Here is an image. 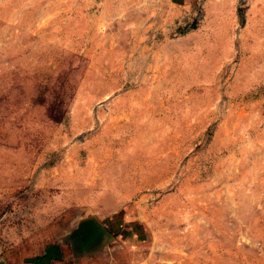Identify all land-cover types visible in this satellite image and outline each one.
Segmentation results:
<instances>
[{
	"label": "rangeland",
	"instance_id": "obj_1",
	"mask_svg": "<svg viewBox=\"0 0 264 264\" xmlns=\"http://www.w3.org/2000/svg\"><path fill=\"white\" fill-rule=\"evenodd\" d=\"M48 254L264 264V0H0V263Z\"/></svg>",
	"mask_w": 264,
	"mask_h": 264
},
{
	"label": "crops",
	"instance_id": "obj_2",
	"mask_svg": "<svg viewBox=\"0 0 264 264\" xmlns=\"http://www.w3.org/2000/svg\"><path fill=\"white\" fill-rule=\"evenodd\" d=\"M50 254L45 255V256L40 255V256H36L34 258L30 257V258H27L26 260L22 259L20 262H15L14 264H53L58 259L55 258L56 255H50ZM0 264H10V263L4 261Z\"/></svg>",
	"mask_w": 264,
	"mask_h": 264
},
{
	"label": "trees",
	"instance_id": "obj_3",
	"mask_svg": "<svg viewBox=\"0 0 264 264\" xmlns=\"http://www.w3.org/2000/svg\"><path fill=\"white\" fill-rule=\"evenodd\" d=\"M50 115L52 116V118H53L54 120L59 121V119H60L59 117H60V116H57V115H54V114H50Z\"/></svg>",
	"mask_w": 264,
	"mask_h": 264
}]
</instances>
